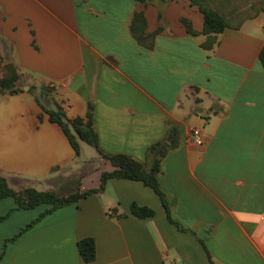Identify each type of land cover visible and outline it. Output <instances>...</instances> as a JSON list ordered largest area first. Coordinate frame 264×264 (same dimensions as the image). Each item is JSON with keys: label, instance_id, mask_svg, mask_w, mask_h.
Instances as JSON below:
<instances>
[{"label": "crops", "instance_id": "1", "mask_svg": "<svg viewBox=\"0 0 264 264\" xmlns=\"http://www.w3.org/2000/svg\"><path fill=\"white\" fill-rule=\"evenodd\" d=\"M143 11L137 40L133 15ZM186 20L196 36L186 32ZM203 16L188 0H0V39L45 104L23 91L0 95V177L15 192H54L51 178L79 175L98 189L113 166L42 110L92 124L99 149L149 168L147 149L172 131L160 163L161 201L140 182L110 179L104 189L35 221L47 208L0 201V264H85L77 241L95 246L89 264H264V19L244 21L200 44ZM32 84V83H31ZM202 144L187 141L191 129ZM134 203L154 216L139 220ZM112 212V215L108 213ZM6 243L4 252L1 251Z\"/></svg>", "mask_w": 264, "mask_h": 264}, {"label": "trees", "instance_id": "2", "mask_svg": "<svg viewBox=\"0 0 264 264\" xmlns=\"http://www.w3.org/2000/svg\"><path fill=\"white\" fill-rule=\"evenodd\" d=\"M151 0H135L142 7L145 6ZM192 6H195L190 2ZM199 12L203 16V30L202 35L207 36L206 40L200 44V47L204 50H211L213 45L216 43V35L223 32L225 28H229L226 21L215 11H209L203 8H198ZM186 32L190 36H196V33L192 30L190 24L186 20H182ZM145 28V19L143 11H137L133 15L131 23V33L137 40L142 38ZM258 62L261 68L264 70V45L258 54ZM7 81L0 80L1 89H10ZM11 92V91H10ZM10 93L9 95H14ZM43 112L48 115L51 123L57 124L67 137L69 144L75 154L79 156L78 142H83L88 146L93 147L101 159L109 162L113 166V170L108 173H102L100 177V184L98 189L87 190L84 192H77L70 194L66 197H58L54 192H36L33 189L26 188L21 191H13L7 184L6 180L0 177V201L3 199L10 198L15 204L17 210H32L41 205H46L48 208L30 225H28L21 232L34 225L38 220L43 218L45 215L66 207L71 204H75L80 200L89 197L92 194L99 193L104 189L106 182L110 179H123L128 181L140 182L144 186L150 188L155 195H157L161 201V204L165 210L167 220L175 224L178 229H181L175 222L172 221L168 206L164 199V195L160 190L158 175L160 173V163L164 158L165 154L175 148V143L172 141V131L167 137L156 144L151 145L147 151L146 156L151 158L149 168H146L143 164L137 162L126 155H108L103 153L98 147L97 135L93 129L92 124V106H88V111L85 119H74L66 120L65 116L61 111H48L42 108ZM130 214L139 219L144 220L154 216V212L148 207H141L132 203L129 207ZM76 250L79 258L85 264H89L94 261L95 258V246L94 242L90 238H85L77 241ZM207 259L209 264H212L210 257L206 251Z\"/></svg>", "mask_w": 264, "mask_h": 264}, {"label": "rangeland", "instance_id": "3", "mask_svg": "<svg viewBox=\"0 0 264 264\" xmlns=\"http://www.w3.org/2000/svg\"><path fill=\"white\" fill-rule=\"evenodd\" d=\"M197 8L215 11L224 18L228 27L238 28L244 21L261 18L264 19V0H188ZM0 80L7 81L10 89H1L0 95L20 93L27 91L36 96L39 104H45L42 92L50 93L52 87L45 86L38 89L35 79L23 74L13 57L11 47L0 39ZM32 83V84H31ZM11 91V92H10ZM54 193L58 197H66L80 192L79 175H70L68 169L58 176L51 178ZM6 243H3L1 251L4 252Z\"/></svg>", "mask_w": 264, "mask_h": 264}, {"label": "built area", "instance_id": "4", "mask_svg": "<svg viewBox=\"0 0 264 264\" xmlns=\"http://www.w3.org/2000/svg\"><path fill=\"white\" fill-rule=\"evenodd\" d=\"M187 141L192 143V144H195V145H201L202 144V135H201V131L198 130V129H191L189 132H188V135H187ZM109 215H112L113 213L112 212H109L108 213Z\"/></svg>", "mask_w": 264, "mask_h": 264}]
</instances>
